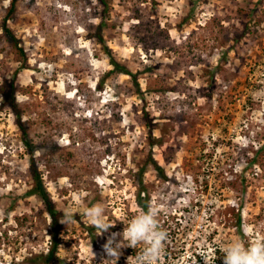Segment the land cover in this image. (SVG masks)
Returning a JSON list of instances; mask_svg holds the SVG:
<instances>
[{"label": "rangeland", "instance_id": "374dc122", "mask_svg": "<svg viewBox=\"0 0 264 264\" xmlns=\"http://www.w3.org/2000/svg\"><path fill=\"white\" fill-rule=\"evenodd\" d=\"M106 1L104 42L143 99L127 76L107 74L91 37L98 0H17L7 21L27 58L15 99L43 185L57 210L74 213L61 222V264H101L107 233L84 212L101 204L110 232H122L142 210L139 175L140 203L160 209L169 234L160 264H204L201 252L213 259L221 242L264 235V0ZM9 2L0 0V22ZM17 66L0 40V83ZM144 112L159 140L152 147ZM27 166L14 116L0 108V264H31L48 247ZM223 206L240 208L242 235L221 227ZM122 251L118 264L138 249Z\"/></svg>", "mask_w": 264, "mask_h": 264}, {"label": "trees", "instance_id": "16d2710c", "mask_svg": "<svg viewBox=\"0 0 264 264\" xmlns=\"http://www.w3.org/2000/svg\"><path fill=\"white\" fill-rule=\"evenodd\" d=\"M98 1L102 6V9L99 14V22L95 26V31L91 37L94 42L100 46L101 51L106 56L108 64L112 67V69L107 72V74L117 73L127 76L130 79L131 84L134 86L133 93L136 96L140 97V99H143V92L139 88L136 75L129 71L125 65L113 58V56L111 55V50L104 42L102 36V28L105 26L109 6L106 0ZM16 2L17 0H10L9 7L7 8L6 13L4 14L0 22V40L5 41L13 49L15 61L19 65L14 70L10 79H2L0 83V108H8L11 114L14 116V124L20 133L21 143L28 156L27 170L31 180L29 193L39 199L42 204L43 211L45 212L49 220L48 247L44 253L33 255L29 259V261H31V264H61L62 259L58 256V246L59 234L62 225L61 222L62 220H64L65 214L56 209L51 197L49 196L43 185L42 176L38 170L36 158L34 156L35 145L28 138L27 125L21 118L22 114L15 99V78L18 68L24 69L27 66V58L24 49L21 46L19 39L7 25V21L11 19L13 15ZM142 123L144 127H146L148 133V145L151 147L154 145H158L159 140L152 134L153 123L150 118H148L146 112H144L142 115ZM146 164L150 165L160 178H165L163 170L156 164V162L151 158L150 155L146 159ZM137 181V196L139 198L137 203L142 210L146 211L147 207L145 203H140L141 195L145 194V188L140 175L138 176ZM218 217L221 227L232 228L237 232L238 235H242V216L240 208H235L234 206H223L222 209L218 211ZM213 256V260H215V262L219 264L223 263L221 254L219 252H216L215 249L213 252Z\"/></svg>", "mask_w": 264, "mask_h": 264}, {"label": "clouds", "instance_id": "9594fccd", "mask_svg": "<svg viewBox=\"0 0 264 264\" xmlns=\"http://www.w3.org/2000/svg\"><path fill=\"white\" fill-rule=\"evenodd\" d=\"M160 209L155 205H149L147 210H141L134 215L125 225L122 232H110L115 224L105 218V209L101 204H95L87 208L84 216L90 226L98 232V236L107 233L104 244L99 253L101 264L109 261L110 264H118L123 254V249L132 248L137 251L135 256L127 258V264H160L161 258L166 252L168 232L159 222ZM74 213L67 211L64 221L72 220ZM223 259V264H264V235L252 239L237 237L214 246ZM92 248V256L97 257ZM200 258L204 264H215L206 251L201 252ZM218 258V257H217Z\"/></svg>", "mask_w": 264, "mask_h": 264}]
</instances>
